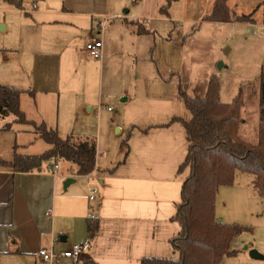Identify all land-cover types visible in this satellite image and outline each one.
<instances>
[{
	"label": "crops",
	"instance_id": "1",
	"mask_svg": "<svg viewBox=\"0 0 264 264\" xmlns=\"http://www.w3.org/2000/svg\"><path fill=\"white\" fill-rule=\"evenodd\" d=\"M4 1L8 3L7 10L20 13L23 22L19 30L20 43L33 52V58L21 61L15 73L0 74V83L23 91L21 104L25 100L31 102L23 107L28 121L45 123L62 137H89L79 133L63 134L68 117L89 108L90 95L86 90L87 75L78 70H74L73 76L66 70L64 75L60 56L65 51L66 57L71 58L77 51L73 48L77 33L85 44L93 37L102 39L103 56L112 46L125 47L129 37L119 40L118 33L127 34L124 28L136 23L140 24L137 33H145L144 23L149 17L143 11L150 1L40 0L35 9L29 10L31 12H27L25 0H21V8ZM212 1L211 13L216 0ZM131 3H138L135 7H140L142 12L132 13ZM226 4L231 13L246 14L236 0H228ZM167 13L169 17L174 14L173 11ZM157 18L162 21V15ZM130 44L133 47V40ZM40 54L52 60L54 69L35 62ZM259 122L260 115L257 137ZM171 125L138 129L126 161L114 172L101 177L100 164L88 175L57 172V177L54 167H48V161L43 162L41 171L32 172H18L0 162V264H29L30 260L40 264L39 250L52 246L57 251L81 247L80 264L89 260L99 264H141L145 257L173 258L171 255L176 251L170 240L179 234L180 226L172 217L181 201V194L180 199L173 195L178 187L173 178L181 162L177 155L182 152L168 131ZM25 126L24 131L32 137L22 141L19 147L23 148L13 152V159L16 153L41 155L51 148L46 142L49 147L42 152L31 150L43 138L32 123ZM248 141L257 143L258 140ZM100 156L97 146V163ZM121 168L124 170L115 175ZM118 176L121 177L114 180ZM68 179L74 180L67 184ZM92 188L98 189L94 199L90 198ZM90 217L99 219V228L93 237L87 225ZM66 261L69 259L64 263Z\"/></svg>",
	"mask_w": 264,
	"mask_h": 264
},
{
	"label": "rangeland",
	"instance_id": "2",
	"mask_svg": "<svg viewBox=\"0 0 264 264\" xmlns=\"http://www.w3.org/2000/svg\"><path fill=\"white\" fill-rule=\"evenodd\" d=\"M35 1L25 0L27 12L35 9ZM149 1L143 11L149 17L144 23L147 32L137 33L140 24L136 23L134 28H124L127 34L118 33L119 40L129 37L125 47L112 46L102 60L96 59L87 53L83 37L77 33L73 41L77 51L70 55L71 58L66 57L65 51L60 52L63 74L66 75V70L71 71L69 76L75 74L74 70L86 74L88 86L85 89L90 95L89 108L79 115L69 116L63 134H87L96 141L101 152L97 163L101 177L114 172L126 161L138 129L172 124L168 131L182 152L177 155L181 162L173 178L178 185L173 195L180 199L182 184L189 174V169L179 172L187 155L188 142L183 122L173 121V118H191L179 94L180 84L193 96L196 85H202L213 75L218 76L221 101L232 103L237 98L241 101L240 137L246 141L258 140L260 76L264 69V0H236L240 9L246 14L253 12L256 20L237 23L205 20L204 17L211 13L212 0ZM137 4L131 3L132 13L142 12L140 7H135ZM166 4L167 12L173 11V16L160 13ZM7 9L8 3L0 0V74L13 73L26 57L33 58V52L20 43L19 30L23 27L20 13ZM160 15L162 21L157 18ZM130 40H133V47ZM34 60L54 69L52 60L46 55L40 54ZM220 62L222 68H219ZM27 103L26 100L23 104L20 102L22 111ZM1 110L0 107V159L13 160V152L23 148L19 147L22 141L32 136L24 131L26 123L17 120L15 114H4ZM75 137V140L83 138ZM48 147L43 139L31 150L42 152ZM46 161L50 169L59 164V173L74 172V165L60 157ZM123 170L121 168L115 175ZM254 179V175L238 172L235 182L220 186L217 193L216 216L247 228L233 239L231 249L237 253L224 257L227 264H264V195L256 188ZM65 181L63 179L62 183ZM62 185L65 188V184ZM252 249L262 257H252ZM171 257L177 258L178 253ZM29 264L35 263L30 260ZM63 264L73 263L63 261Z\"/></svg>",
	"mask_w": 264,
	"mask_h": 264
},
{
	"label": "trees",
	"instance_id": "3",
	"mask_svg": "<svg viewBox=\"0 0 264 264\" xmlns=\"http://www.w3.org/2000/svg\"><path fill=\"white\" fill-rule=\"evenodd\" d=\"M8 1L21 8V0ZM227 1L216 0L212 13L204 19L218 22H254L252 13H231ZM168 4L162 7V12H167ZM22 92L0 83L1 112L13 113L20 122L35 125L26 119L20 108ZM179 94L191 112V118H173V121L183 122L188 142L187 155L179 167V172L189 169L182 185L181 201L172 217L180 226L179 234L170 240L178 257H145L141 264H226L224 257L237 253V250L231 249L233 239L247 228L236 223L223 222L216 216L215 202L219 187L233 184L237 173L243 172L255 176L254 184L264 195V69L260 76L257 143L240 137L241 101L239 98L232 103L221 101L218 76L213 75L202 85H196L193 96L180 84ZM36 130L51 148L41 155L16 153L12 161L0 160L3 166L18 172L41 171L44 161L60 157L74 165V173L77 175H88L96 170L95 140L90 137L75 140L72 135L62 137L57 130L48 128L45 123L36 126ZM87 225L90 237H93L99 228V219L90 217ZM84 264L99 263L89 260Z\"/></svg>",
	"mask_w": 264,
	"mask_h": 264
},
{
	"label": "built area",
	"instance_id": "4",
	"mask_svg": "<svg viewBox=\"0 0 264 264\" xmlns=\"http://www.w3.org/2000/svg\"><path fill=\"white\" fill-rule=\"evenodd\" d=\"M38 0L35 1L34 7H37ZM87 53L96 58H103V41L93 37L85 47ZM59 164H56L53 173L57 175V170L59 169ZM98 194L97 188H92L90 191V198L94 199ZM40 259V264H63V261L69 259L73 264H80L82 261V248L79 246L73 247L71 249L57 251L53 246L48 248H42L38 252Z\"/></svg>",
	"mask_w": 264,
	"mask_h": 264
},
{
	"label": "water",
	"instance_id": "5",
	"mask_svg": "<svg viewBox=\"0 0 264 264\" xmlns=\"http://www.w3.org/2000/svg\"><path fill=\"white\" fill-rule=\"evenodd\" d=\"M223 67V63L222 62H220L219 63V68H222ZM74 179H68L67 180V184H69L70 182H72ZM220 219V218H219ZM250 254H251V256L252 257H254V258H258V257H262V254H260L256 249H252L251 251H250Z\"/></svg>",
	"mask_w": 264,
	"mask_h": 264
}]
</instances>
